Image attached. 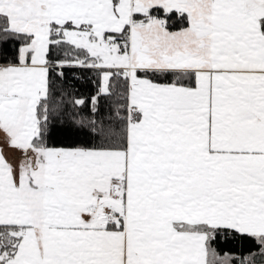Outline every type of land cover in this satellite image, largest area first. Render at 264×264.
Here are the masks:
<instances>
[{"label": "snow or ice", "instance_id": "obj_1", "mask_svg": "<svg viewBox=\"0 0 264 264\" xmlns=\"http://www.w3.org/2000/svg\"><path fill=\"white\" fill-rule=\"evenodd\" d=\"M0 144V264H264V0H0Z\"/></svg>", "mask_w": 264, "mask_h": 264}, {"label": "trees", "instance_id": "obj_2", "mask_svg": "<svg viewBox=\"0 0 264 264\" xmlns=\"http://www.w3.org/2000/svg\"><path fill=\"white\" fill-rule=\"evenodd\" d=\"M73 72L76 75H83V76H88L89 73L80 69H76V70H70L68 72V79H69V83H76L77 87L80 89V92L86 94V95H90L93 91H94V87L92 85H88L87 87H84L82 84H80L79 82H76L73 80Z\"/></svg>", "mask_w": 264, "mask_h": 264}, {"label": "crops", "instance_id": "obj_3", "mask_svg": "<svg viewBox=\"0 0 264 264\" xmlns=\"http://www.w3.org/2000/svg\"><path fill=\"white\" fill-rule=\"evenodd\" d=\"M0 147L4 148V151L6 154H9V155L11 154V149H9L6 145L0 144Z\"/></svg>", "mask_w": 264, "mask_h": 264}]
</instances>
